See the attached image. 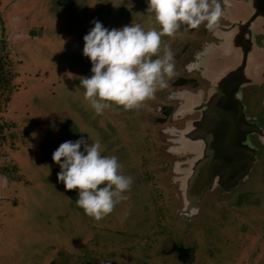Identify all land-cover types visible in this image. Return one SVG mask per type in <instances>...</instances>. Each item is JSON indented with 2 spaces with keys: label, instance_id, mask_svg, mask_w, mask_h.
Masks as SVG:
<instances>
[{
  "label": "flooded vegetation",
  "instance_id": "flooded-vegetation-1",
  "mask_svg": "<svg viewBox=\"0 0 264 264\" xmlns=\"http://www.w3.org/2000/svg\"><path fill=\"white\" fill-rule=\"evenodd\" d=\"M51 1L58 2L55 4L58 6L55 9L57 13H62L60 10L63 9L68 10V22L66 17L62 20L65 24L87 31L92 27L91 21L94 19L101 23L125 24L130 20L133 9L127 6L130 0H113L116 6L110 0L106 4L104 0ZM217 3L221 8V16L212 29L205 28L201 23L195 29L181 26L172 36H161V44H167L173 52L174 75L167 79L166 88L155 92L154 99L142 103L143 108L133 111L140 117V126L146 136L144 143L138 142L135 146L130 144L126 120L120 123L121 128H116L109 126L104 119L102 122L97 121L99 114L92 116L97 121L94 125L97 129L107 136L115 133V136L108 138L114 139L108 142L111 154L114 148V151L123 149V156H118L120 171L124 175L130 173L133 185L132 190L125 193L127 198H135L139 186L146 190V203L140 205L142 214L137 216L139 224L134 225L135 228L127 238L131 246L125 245L127 250L116 247L109 254L116 260L118 253L133 252L128 249L135 247L141 250L155 249V253L162 256L151 258L150 263L144 257L141 264H152L154 260L159 262L156 264H205L207 260L214 261L213 264H248L251 256L255 260L258 252L264 253V229L258 233L249 231L253 218H264V194L259 198L254 196V199H259V203L248 205L243 201V192L248 191L245 183L249 178H254L257 170H261V175L256 180L264 189V0H217ZM100 5L103 12L99 15L95 11ZM11 9L13 6L8 10L6 8L7 11ZM136 18L144 19L142 16ZM155 25V29L159 30L158 24ZM43 28H37L36 34L31 37H36L38 33L41 35ZM2 33L0 31V36ZM13 87L11 82L9 85L0 80L1 102L4 99L10 101L11 96L5 97V94L11 93ZM243 116L254 124V133L249 134L248 138L249 145L256 149L258 164L255 171L246 181H241L229 190L218 185L206 187L200 193L197 210H192L189 215L187 211L182 213L187 198V204L191 198L186 194L188 186L199 185L196 181L200 179H203L201 184H209L206 177L198 175L224 165L221 156L215 151L211 152L218 138L225 140L227 128L223 126L229 119L237 120ZM5 127L8 129V124L0 125L2 143L8 139L2 134ZM77 128L80 129L79 133L83 131L82 127ZM79 133L73 135V138ZM117 134L122 135L118 146ZM8 135L9 142L13 140V143L15 136ZM18 137L21 138V135ZM128 147L133 152L130 150L126 154ZM132 155H136L133 161ZM8 169L3 166L0 170V178L4 180L0 188L8 183L6 179H12L13 175ZM18 175L16 181L22 179ZM64 192L67 194V202L73 203L78 212V223L85 227L89 218L75 205V189H64ZM0 212L3 214L5 210ZM173 213L183 227L182 239L174 238L173 228L166 223ZM94 221L109 228L90 217V223ZM68 222L70 219L64 221L66 233ZM259 226L264 228V224ZM194 232L198 236L203 234L205 247L204 242L197 246L187 239ZM249 240L252 247H245L243 242ZM97 243L93 233L83 236L78 244V249L84 248L81 261L72 264H110L112 257L90 256L98 248ZM202 248L205 256L198 262ZM55 249L65 252L61 247ZM49 256L44 258L46 263L47 259H52ZM172 257L174 262H166Z\"/></svg>",
  "mask_w": 264,
  "mask_h": 264
},
{
  "label": "rangeland",
  "instance_id": "rangeland-1",
  "mask_svg": "<svg viewBox=\"0 0 264 264\" xmlns=\"http://www.w3.org/2000/svg\"><path fill=\"white\" fill-rule=\"evenodd\" d=\"M106 1L103 3L106 4ZM0 2V31L3 32L0 36V80L14 85L12 92L5 94V97L11 96L10 101L0 100V125L8 124L9 127L2 129V134L8 139L3 143L0 141V170L5 166L13 175L0 188V211L5 210L3 214L0 212V264H72L77 260L81 261L84 248L78 249V244L83 236L92 233L99 243L90 256L108 258L112 257L109 254L116 247L127 250L126 247L131 246L128 235L135 228L134 225L139 224L137 216L142 214L140 205L146 203V190L139 186L135 191V198L121 200L110 213L99 219L109 228L97 221L90 223V216L83 227L77 221L78 212L75 211L74 204L67 202L62 182L58 183L56 180L59 166L51 160V153L64 140H75L80 136L87 139L88 134L90 140L100 142L102 154L112 155L108 142L114 139L108 138L115 136V133L107 136L94 126L103 119L109 126L116 128H121L120 123L126 120L130 144L135 146L138 142L144 143L146 136L140 126L139 115L133 112L134 109L123 110L121 106L111 105L99 114L97 121L94 119L95 113L83 99V88L79 85L81 76L91 75L90 62L81 54L82 36L87 30L75 29L73 25L68 26L62 21L66 17L68 22L67 9L57 13L55 9L58 6L55 4L58 2L53 3L51 0ZM11 6L13 9L7 11ZM127 6L133 8L127 23L120 25L117 22H102V25L108 28L115 25L119 28L130 23H140L146 30L156 28L153 14L146 11L147 0H130ZM101 12L100 5L96 7L95 13L100 15ZM140 16L144 19L136 18ZM39 25L44 27L42 34L38 33L32 38ZM141 108L143 105L136 110ZM78 126L83 129L81 133ZM8 133L15 136L13 143V140L9 142ZM77 133V137L73 138ZM116 137L118 146L122 135L117 134ZM114 150L113 155L119 160L118 156L124 154L123 149ZM130 150L133 152L128 147L126 154ZM134 156L132 161L136 159V155ZM260 173L261 170H257L254 178L245 183L248 191L244 190L243 201L248 205L259 203V199H254V196L259 198L264 194V189L256 180ZM17 174L22 177L21 180H15ZM128 176H131L130 173ZM132 188L133 185H130L128 191ZM65 210L68 212L64 213ZM169 218L166 223L173 228L174 238L182 239L181 223L177 222L174 213ZM66 219H70L67 233L64 225ZM255 219L253 218V223L250 222L252 228L249 231L258 233L257 231L264 229L259 226L264 224V218H258L256 222ZM196 233L189 235L187 239L197 246L204 242L205 247L203 234L198 236ZM243 245L252 247V242L244 241ZM57 247L65 252H58L55 249ZM203 248L198 262L205 256ZM128 250L133 252L118 253V259L110 258V264H141L144 257L150 263L151 258L162 257L155 253V249L141 250L135 247ZM47 255H51L49 257L52 259H47L46 263L44 258ZM250 259H247L248 264H264V253L258 252L255 260L253 256ZM207 261L205 264L214 263ZM166 262H174V257ZM156 263L159 262H152Z\"/></svg>",
  "mask_w": 264,
  "mask_h": 264
},
{
  "label": "clouds",
  "instance_id": "clouds-1",
  "mask_svg": "<svg viewBox=\"0 0 264 264\" xmlns=\"http://www.w3.org/2000/svg\"><path fill=\"white\" fill-rule=\"evenodd\" d=\"M146 11L153 14L159 30H146L140 23L108 28L94 19L82 36L81 54L90 62L91 75L81 76L79 85L95 114L111 105L136 109L152 99L174 75L173 52L161 44V36L201 23L212 29L221 16L217 0H147ZM89 140L88 134L87 139L64 140L52 151L51 160L59 166L57 182L65 190L75 189V205L99 220L127 199L132 177L121 173L115 155L102 154L98 140Z\"/></svg>",
  "mask_w": 264,
  "mask_h": 264
},
{
  "label": "water",
  "instance_id": "water-1",
  "mask_svg": "<svg viewBox=\"0 0 264 264\" xmlns=\"http://www.w3.org/2000/svg\"><path fill=\"white\" fill-rule=\"evenodd\" d=\"M203 121L205 120L203 119ZM202 123L204 124V122ZM253 125V121L245 119L244 116L241 119H229L227 121L225 124L226 127L223 126V128H227L226 136H224L225 140L222 141L218 138L211 150V152L215 151L218 156H221V161L224 165L222 168H216L215 170L198 175V177H206V181L209 184H201L203 179H200L196 181L199 185L188 186V192L186 194H189L191 198L189 204H187V198L185 202L186 206L182 209V213L187 211V215H189L192 210H197L200 193L206 187L211 188L218 185L225 190H229L230 187L239 185L241 181H246L251 173L255 171L258 164L255 157L256 149L249 145L248 138L249 134L254 133ZM249 180L250 178L246 183Z\"/></svg>",
  "mask_w": 264,
  "mask_h": 264
},
{
  "label": "bare ground",
  "instance_id": "bare-ground-1",
  "mask_svg": "<svg viewBox=\"0 0 264 264\" xmlns=\"http://www.w3.org/2000/svg\"><path fill=\"white\" fill-rule=\"evenodd\" d=\"M198 153V152H197ZM181 170V169H180ZM177 179V178H176ZM177 193H178V191H177ZM179 204V203H178Z\"/></svg>",
  "mask_w": 264,
  "mask_h": 264
}]
</instances>
